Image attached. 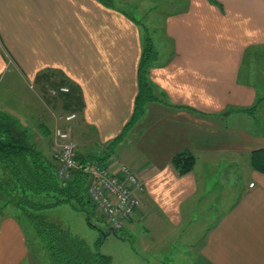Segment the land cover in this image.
Returning a JSON list of instances; mask_svg holds the SVG:
<instances>
[{
    "label": "crops",
    "instance_id": "crops-1",
    "mask_svg": "<svg viewBox=\"0 0 264 264\" xmlns=\"http://www.w3.org/2000/svg\"><path fill=\"white\" fill-rule=\"evenodd\" d=\"M128 1L0 0V78L15 69L23 87L10 106L0 101V111L21 128L39 130L57 104L40 91L63 82L80 101L82 130H92L101 145L116 137L133 113L149 36L122 8ZM163 2L184 5L163 17L170 53L161 58L151 38L156 55L147 77L157 99L145 104L137 136L126 137L134 146L124 152L144 190L123 227L134 229L136 216L154 213L156 222L144 228L181 236L189 264H264V172L250 163L251 153L264 148V71L257 67L264 0L155 4ZM184 149L195 163L180 174L170 159ZM34 255L23 222L0 215V264H36Z\"/></svg>",
    "mask_w": 264,
    "mask_h": 264
},
{
    "label": "rangeland",
    "instance_id": "rangeland-1",
    "mask_svg": "<svg viewBox=\"0 0 264 264\" xmlns=\"http://www.w3.org/2000/svg\"><path fill=\"white\" fill-rule=\"evenodd\" d=\"M111 2L116 6H121V3L116 4L115 0H111ZM155 2L156 0H130L127 5H122V8L140 22L142 28H145L146 34L154 40L156 49L162 50L161 52L163 53V56L161 58H164V55L166 56L170 53L171 46L165 34L163 21L164 14L168 11L169 7H175L177 9L183 6L184 2H180V4L174 3L172 6H170V3L166 2L160 4H155ZM145 7L150 9L146 10ZM257 62V67L259 66V68L264 71V54L260 55ZM247 64L246 61L244 69L249 67V64ZM16 72L15 69H8L6 76L2 79L0 78V101L2 100L5 105L8 106H10L15 100L12 98L18 97V92L23 90L21 79H19L20 77ZM14 75L18 79H14ZM54 83L57 84V82H49L44 94L42 93L43 91H40L45 98H51L50 100L57 103L55 104L56 107L47 110L48 116L46 119L42 120L43 122L41 121L43 123L42 125H45V128H47L48 131H46V129L42 130L43 128L38 130L34 127V130L28 132L26 130V134L29 135L32 140L37 142L39 148L49 158L54 157L53 152L55 144L58 143L55 138L56 128L69 130V140L74 141L72 142L76 146L77 155H86L88 153L101 155L105 145H101L97 142L98 139L92 130L87 128L82 130L80 127V116L77 109L70 107L67 108L65 106L66 102L64 97L60 96L61 94L59 93L57 95L55 88L56 84ZM12 86H15V89H17L12 90ZM62 86H66L67 91L69 90L67 85ZM49 93L53 96L49 95ZM262 98L263 102L260 107L261 111L259 112L261 116L258 114V117H261L264 120V94L262 95ZM19 109H22L20 111L25 112V107H20ZM73 112L75 113V116L67 120L66 116ZM2 113L9 114L10 117L13 118L12 114L5 109L0 111V114ZM137 121L138 120L133 123V125L135 124L134 126L132 125L133 128L131 126L128 129L130 130L132 128V130L128 132L126 130V135H124L125 137L123 136L124 139L120 141L116 150L108 156L109 158L105 159V163L108 162L107 164L114 168H117L119 165H127L131 168L125 160L126 156L124 157V152L127 155L130 154L128 153L129 149L134 146V143H131L130 139L127 140L126 137L130 136L133 139L137 136L136 133H138V129L141 125V123ZM15 128L24 134L23 130L25 127L21 128L20 125L16 124ZM84 133L85 136H83ZM133 151H135L134 148ZM3 176V171L0 168V178ZM140 180L144 185V181L141 178ZM90 182L91 176L89 175L88 184ZM2 188L0 189V215L13 213L23 222V225L28 232V244L30 250L34 254L36 253V264H47L48 261L46 259L49 257L48 253L50 252L38 237L32 224L24 216L18 215L15 201L9 193ZM38 198L46 201L50 200L49 197L47 198L44 195H40ZM40 216L67 229L72 236L84 240L91 250L99 251L102 254L108 255L110 257V264H189L190 262L188 259L189 255L183 251L185 246L181 242L184 241V239L181 236L179 237L175 232L171 233V228L154 227L152 224L150 225L151 228H144L143 224L148 225V223L156 222V216L154 213H147V217L144 219H139L136 216L133 219L135 221L134 229L121 227L115 228L114 231L110 229V225L96 210L90 211L88 223L86 213L83 210L74 209L67 203L48 206L41 211ZM125 222L126 221H124V224ZM126 226L127 225H125V227Z\"/></svg>",
    "mask_w": 264,
    "mask_h": 264
},
{
    "label": "trees",
    "instance_id": "trees-1",
    "mask_svg": "<svg viewBox=\"0 0 264 264\" xmlns=\"http://www.w3.org/2000/svg\"><path fill=\"white\" fill-rule=\"evenodd\" d=\"M99 1L109 6L112 4L111 0ZM155 55L152 39L146 36L137 70L139 90L130 119L125 123L123 130L106 143L101 155L76 153L78 167L72 170L71 177L64 184L56 172V159L49 158L37 142L26 134V130H30L27 128L23 130L24 134L21 133L15 128L17 123L9 114H0V168L4 175L0 178V189L3 187L2 189L9 193L15 201L18 215L24 216L32 224L38 237L47 247L50 252L46 259L47 264H110L108 255L91 250L84 240L72 236L67 229L41 217L40 214L48 206L67 203L74 209L83 210L89 223V210L92 205L87 193L89 173L84 167L87 163L94 162L107 164L105 159L122 140L126 130L143 114L145 104L157 99L147 77L148 66ZM62 85H67L69 90H59L58 87ZM55 88L57 95L59 93L64 97L67 108H79L77 103L80 101L76 100L75 91L71 90L69 84L60 82ZM42 124L40 123L39 127L48 131ZM194 163L195 156L187 149L176 152L170 159V164L180 174L190 171ZM250 163L254 169L264 172V148L251 153ZM40 195L49 197L50 200H41L38 198Z\"/></svg>",
    "mask_w": 264,
    "mask_h": 264
},
{
    "label": "built area",
    "instance_id": "built-area-1",
    "mask_svg": "<svg viewBox=\"0 0 264 264\" xmlns=\"http://www.w3.org/2000/svg\"><path fill=\"white\" fill-rule=\"evenodd\" d=\"M58 89L67 91L66 86ZM73 116L74 112L66 118L69 120ZM69 137V130L56 128L55 138L58 143L55 144L53 155L58 161L56 172L63 184L71 177L72 170L78 167L76 146ZM108 165L94 162L89 163L88 167L85 165L84 169L91 176L87 186L92 205L89 211L96 210L110 228L115 229L121 228L125 219L135 213L144 185L138 174L127 165H119L117 168Z\"/></svg>",
    "mask_w": 264,
    "mask_h": 264
},
{
    "label": "water",
    "instance_id": "water-1",
    "mask_svg": "<svg viewBox=\"0 0 264 264\" xmlns=\"http://www.w3.org/2000/svg\"><path fill=\"white\" fill-rule=\"evenodd\" d=\"M86 166L88 167L89 166V163H87ZM111 230H112V228H111Z\"/></svg>",
    "mask_w": 264,
    "mask_h": 264
}]
</instances>
